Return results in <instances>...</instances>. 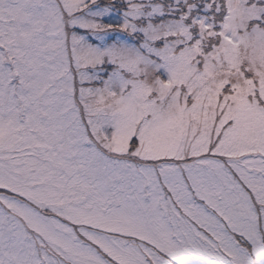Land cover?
<instances>
[{
  "label": "snow or ice",
  "instance_id": "1",
  "mask_svg": "<svg viewBox=\"0 0 264 264\" xmlns=\"http://www.w3.org/2000/svg\"><path fill=\"white\" fill-rule=\"evenodd\" d=\"M0 264H264V0H0Z\"/></svg>",
  "mask_w": 264,
  "mask_h": 264
}]
</instances>
